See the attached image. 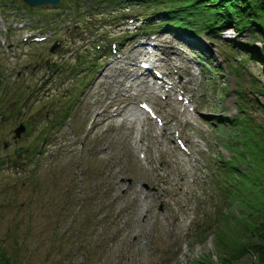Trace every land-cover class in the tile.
I'll list each match as a JSON object with an SVG mask.
<instances>
[{
    "label": "rangeland",
    "instance_id": "374dc122",
    "mask_svg": "<svg viewBox=\"0 0 264 264\" xmlns=\"http://www.w3.org/2000/svg\"><path fill=\"white\" fill-rule=\"evenodd\" d=\"M2 1L9 3L1 8L3 17L19 21L20 15L7 14L19 4ZM115 8L107 6L102 12L113 14ZM23 10L47 27L56 29L63 22L44 9ZM95 20L96 16L91 22ZM114 21L106 23L116 25ZM69 27L54 32L48 48L23 45L14 50L17 55L8 52L7 41L0 42V156L16 160L5 163L0 171V264H263L251 248L255 243L264 245L251 234L258 216L249 217L245 206L259 203L263 212L264 197L257 196L256 184L255 188L248 182V170L239 177L244 182L236 180L241 184L240 198L235 200V191H230L235 190L230 176H235L236 155L243 160L240 167L249 163L259 176L257 184L264 185V52L259 38L249 30L231 28L213 37L211 43L195 35L200 48L214 51L216 56L211 53L209 62L193 47L173 40L185 44L189 39L185 32L174 33L175 37L167 29L150 32L157 36L159 47L171 43L184 59L192 61L194 73L201 79L202 99L195 102L196 111L178 115L169 98L163 99L141 81L145 78H139L132 92L136 95L129 100L151 101L171 131L188 140V150L183 151L165 137H142L136 128V104L129 103L126 111L136 120L134 127L128 122L115 125L110 119L109 124L97 123L100 102L106 104L110 99L103 90L106 84H98L97 76L85 98L74 105L87 84L83 74L91 78L104 61L97 48L85 53L70 38ZM21 33L22 29H10L5 36L15 42ZM107 33L106 37H112ZM127 40L120 44L123 56L134 47ZM54 43L57 48L49 52ZM69 49L75 51L70 61L65 59ZM60 56L65 60H54L48 71H66L70 80L62 84L61 73L42 85L46 72L37 63ZM114 61L115 65L120 62ZM181 76L187 83L189 76ZM96 91L99 95L92 98ZM236 93L244 100L237 99ZM239 104L249 110L253 125H261L246 133L248 142L242 138L243 132L234 135L218 124L219 117H237ZM73 105L72 123H65L56 136L38 145L40 154L28 151L36 139L44 141L46 122L58 128ZM151 123L147 126L155 133ZM20 125L23 132L15 137L14 130ZM254 136L257 148L251 141ZM241 151L247 154L241 155ZM229 157L225 175L217 167ZM258 157L262 158L259 162ZM127 178L132 179L131 184ZM142 182L153 190L144 189Z\"/></svg>",
    "mask_w": 264,
    "mask_h": 264
},
{
    "label": "trees",
    "instance_id": "16d2710c",
    "mask_svg": "<svg viewBox=\"0 0 264 264\" xmlns=\"http://www.w3.org/2000/svg\"><path fill=\"white\" fill-rule=\"evenodd\" d=\"M184 7L179 10V14L182 16V20L187 19L190 14H194L196 17H200L205 28L207 30H214L218 27H224L225 25L230 26L235 29L237 32H242L244 30H249L255 38H259V41L263 47L262 52H264V0H181ZM189 9V10H188ZM188 10V11H187ZM193 12V13H192ZM191 27L194 25V21L189 23ZM264 67V61H262ZM244 121L247 122L243 133H245V141L249 138L246 136L249 130H258L261 125L255 126L253 123L244 118ZM261 124V123H260ZM255 129V130H254ZM257 137H252L251 141L254 143V146L259 147L257 142ZM259 139V138H258ZM264 158V154H262ZM262 158L258 157L257 162ZM258 174L252 169V177L248 182L257 188L255 190L256 195L264 197L262 190H264L263 184H257ZM264 179V177H262ZM259 180V179H258ZM254 191V189H251ZM237 194L240 191L236 190ZM240 198V194L235 196V200ZM248 207V216L256 217L258 216L257 221L254 223L251 234L254 239H258L261 242H264V211L260 209V204L254 203V207H258L254 211L253 205L246 203ZM260 209V210H259ZM252 245V244H251ZM253 253H256L261 262L264 264V245L253 244L251 246ZM210 264V263H208Z\"/></svg>",
    "mask_w": 264,
    "mask_h": 264
},
{
    "label": "bare ground",
    "instance_id": "6f19581e",
    "mask_svg": "<svg viewBox=\"0 0 264 264\" xmlns=\"http://www.w3.org/2000/svg\"><path fill=\"white\" fill-rule=\"evenodd\" d=\"M115 103V108L118 109L119 111H122L124 106L122 105V101L120 100H115V101H110L108 104L103 105L101 108H104V110H102V112L100 113V115L102 117H106V115L104 114L106 112V108H108V106H113V104ZM136 148H138V145L136 146Z\"/></svg>",
    "mask_w": 264,
    "mask_h": 264
}]
</instances>
